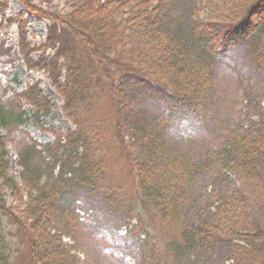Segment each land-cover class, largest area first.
<instances>
[{
    "label": "rangeland",
    "instance_id": "obj_1",
    "mask_svg": "<svg viewBox=\"0 0 264 264\" xmlns=\"http://www.w3.org/2000/svg\"><path fill=\"white\" fill-rule=\"evenodd\" d=\"M26 1L40 9L46 17L31 14L18 0H0V105L16 114L30 113L32 106L24 96L32 88L49 98L53 108L45 125L30 121L12 123L0 127V139L9 154V173L22 188L23 195V201L18 202L9 191H5V200L7 206L14 208V214L28 232L32 231L34 217L27 216L23 203L40 187V184L34 183L36 178L31 175L38 174L42 182L51 185L59 174L56 164L58 148L41 153L45 146L53 145L59 138L78 131V128L88 129V137L91 133L101 136V140L109 133L107 118L112 115L110 96L103 94L97 106L90 107V92L68 91V95L74 92L76 98L68 105L70 110L65 107L63 93L68 88L65 83L67 67L77 69L82 66L90 70L93 65L110 66L117 86L132 88L130 83H133L131 108L151 120L166 110V104L161 87L153 91L142 90L130 80V76L117 71L108 62L118 59L126 61L130 53L138 49V38L132 35L129 26L124 25V20L133 12L135 0H86L100 4L133 1L131 9L124 10L123 21L119 18L114 22L112 46L99 50L97 61L90 59L80 36L92 35L91 31L81 32L79 23H73L68 18L80 0ZM193 1L157 0L162 8V18L172 31L188 30L189 20L196 19L195 15L189 14L195 5L199 19H206L205 9L199 2L190 6ZM58 20L62 22L58 23ZM125 35L127 38L123 39ZM256 52L264 53L263 26L253 40L231 49L222 62L215 65L213 96L207 110L187 116V119L178 117L177 123L166 135V141L180 153L179 157L203 162L212 153L213 160L210 172L189 189L187 199L178 211L180 222L177 227L197 226L201 221L214 220L218 221L222 232L213 241L216 243H205L194 251L178 253L170 264H264V240L244 241L240 238H248L253 228L264 237V198L260 204L254 203L251 186L239 180L242 178L233 167L236 157L228 149V142L236 137L264 136V117L258 114L260 109H264V80L253 64L252 56ZM92 80H95L94 76ZM159 86L167 88L162 83ZM31 96L35 98L33 92ZM105 146L109 151L103 150L97 158H103L104 179H107L115 196L124 199L125 207L118 210L116 202L92 194L88 188L74 195L65 212L61 214L58 211L53 217L51 226L47 221L36 225L37 234L39 227L49 226L42 231L45 240L40 251L43 258L39 259L43 260V264H53L54 258L49 257L56 248L61 247V242L63 246L60 251L64 255L62 264H151L149 245H146V252L137 242L126 238L130 231V226L124 222L130 211L128 202L136 191L131 166L114 142L109 145L106 142ZM77 148L82 152L79 144L75 146V152ZM22 165L30 169V176L24 177ZM257 172L258 176L253 175L258 177L264 188V167H259ZM25 181L29 184L26 185ZM237 197L239 202H243L240 207L247 204L251 207L243 211L240 216L242 222L235 224L238 216L234 224L229 225L227 215L219 211L224 202ZM243 215L246 220H243ZM0 230L8 248L6 253H9L10 264H39L25 230L1 214ZM168 233V229L159 231V241L166 238ZM1 253L4 251L0 244V256Z\"/></svg>",
    "mask_w": 264,
    "mask_h": 264
},
{
    "label": "trees",
    "instance_id": "obj_2",
    "mask_svg": "<svg viewBox=\"0 0 264 264\" xmlns=\"http://www.w3.org/2000/svg\"><path fill=\"white\" fill-rule=\"evenodd\" d=\"M18 1L31 14L46 17L40 9L26 0ZM80 1L68 18L73 23H79L81 32L91 31V38L88 34L80 36L83 37L82 41L86 44L90 59L97 61L99 50L112 46L111 42L115 38L114 22L119 18L123 21L124 10L129 9L133 1H109L103 4ZM196 2L205 9L206 19H199ZM134 3L136 5L133 12L124 20V25L129 26L132 35L138 38V49L131 52L126 61L118 59L108 62L117 71L130 76V80L142 90L153 91L161 87L166 110L154 116V120L135 112L130 104L133 83H130L132 88L123 89L117 86L108 65H93L91 71L88 67L86 70L82 66L77 69L67 67L65 83L68 88L63 93L65 107L70 110L68 105L74 102L76 91L92 94L90 107H96L103 94L110 96L112 115L107 118L109 133L105 139L102 138L103 142L101 136L89 133L88 137V129L78 128V131L65 135L63 139L59 138L53 145L45 146L41 153L58 148L56 164L59 166V174L51 185L42 182L40 175H31L36 178L34 183L40 184V187L23 204L27 216L34 217L33 232H27L19 217L14 214V208L7 206L5 191H9L18 202L23 201V195L22 188L9 173V154L0 139V214L27 232V240L39 264H43V260L39 259L43 258L40 251L45 240L42 231L49 226L39 227L37 234L36 225L47 221L51 226L53 217L58 211L61 214L65 212L74 195L88 188L92 194L116 202L118 210L125 207L124 199L115 196L116 193L111 191L107 179H104L103 158H97L103 150L109 151L105 146L106 142L108 145L114 142L131 166L136 191L128 202L130 211L127 212L124 222L130 226V231L126 238L137 242L145 251L146 245H149L151 264H161V261L162 264H170L171 259L177 257L174 255L194 251L205 243H216L213 241L222 234L218 221L214 220L201 221L197 226L177 227L180 222L178 211L184 200L186 201L189 189L210 172L213 160L212 153L203 162H192L179 157L180 153L166 141V135L177 123L178 117L187 119V116L207 110L213 96L215 65L222 62L231 49L253 40L260 28L264 27V0H194L190 6H195L190 9L189 14L195 15L196 19L189 20L186 32L171 30V26L162 18V8L157 0H135ZM126 38L125 35L123 39ZM252 60L264 80V53H253ZM93 76L95 80H92ZM161 83L167 88L159 86ZM73 90L71 95L67 94ZM32 92L35 98L30 97ZM24 98L32 106L30 113L16 114L0 105V127L23 121L40 126L46 124V118L53 108L49 98L32 88L27 90ZM89 111L88 113L91 112ZM259 112V117L263 118L264 109ZM77 144L81 146L82 152H79V148L75 152ZM228 144L229 152L237 160L233 166L234 171L241 176L240 181L250 184L252 199L254 203L260 204L264 198V188L257 177V169L264 167V136H239ZM22 166L24 177L30 176V169ZM25 184L28 185L29 182L25 181ZM238 199L239 197L224 202L221 211L218 210L220 214L227 215L229 225L234 224V219L238 216L235 224L242 222L240 216L251 207L248 204L240 207L243 202ZM246 219L243 215V220ZM164 229H168L169 233L160 240L162 245L158 233ZM250 233L248 238H240L244 241L263 242V235L255 228ZM48 237L50 239V233ZM0 244L4 251L0 256L1 264H10L9 253H6L8 248L1 230ZM61 247L56 248L49 257L54 258L53 264H62L64 255L60 251Z\"/></svg>",
    "mask_w": 264,
    "mask_h": 264
}]
</instances>
